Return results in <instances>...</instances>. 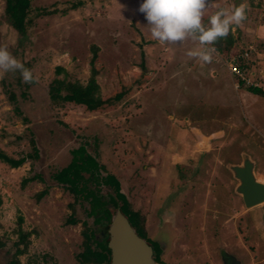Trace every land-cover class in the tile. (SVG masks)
Wrapping results in <instances>:
<instances>
[{
    "label": "rangeland",
    "instance_id": "rangeland-1",
    "mask_svg": "<svg viewBox=\"0 0 264 264\" xmlns=\"http://www.w3.org/2000/svg\"><path fill=\"white\" fill-rule=\"evenodd\" d=\"M76 1L30 0V15L37 7ZM79 1L65 13L34 16L19 42L0 0V149L13 158L26 155L17 167L0 160V264L13 259L18 214L21 229L30 231L18 264H81L75 254L82 249L83 221L99 237L87 212L98 195L80 176L93 165L101 175H115L130 206L145 215L147 236L161 242L165 264H223L225 254L241 264H264V201L245 208L238 181L224 166L244 152L257 159L251 164L263 179V96L245 103L227 86L224 54L217 57L200 42L193 52L202 50L210 63L190 68L184 60L192 46L174 47L188 35L181 25L193 22L207 36L225 26L236 36L232 50L259 48L262 40L248 33L250 24L264 21V0H158L165 10L148 0ZM92 44L100 96H122L92 111L52 103L53 77L86 81ZM57 65L66 72L56 73ZM195 127L213 137L205 150ZM31 138L36 157L27 156ZM35 173L40 180L21 184ZM99 187L107 199L110 187ZM70 216L77 222L67 223Z\"/></svg>",
    "mask_w": 264,
    "mask_h": 264
},
{
    "label": "trees",
    "instance_id": "trees-1",
    "mask_svg": "<svg viewBox=\"0 0 264 264\" xmlns=\"http://www.w3.org/2000/svg\"><path fill=\"white\" fill-rule=\"evenodd\" d=\"M157 7L163 9L158 0H149ZM81 1H76L71 3L68 7L57 8H47V7H37L33 15H30L31 5L30 0H4L3 12L7 23L15 30L18 35L19 42H22L27 36V28L33 23V17L38 15L50 14L54 12L65 13L69 9L78 7ZM165 10V9H163ZM187 28L191 31H196L195 26L189 23H184ZM210 43L213 48L219 52H228L231 44L233 43V36L229 29L225 26L221 28L220 31L212 33L210 35ZM98 50L97 45L92 44L91 46V58L89 60V75L84 83L79 80H68L66 76L53 77L48 85V97L49 100L54 104H61L63 102H71L74 104H81L86 110L92 111L102 108L106 104H111L113 101L119 99L123 91H116L111 96L102 98L100 96L99 85L96 81V75L98 69L94 64L96 58V52ZM25 70V68H24ZM55 72H66L62 66H55ZM27 74V71L25 70ZM249 91L257 93L264 96V91L257 87L246 86ZM12 97V95H10ZM30 144L33 148V153L27 154L30 157L37 156V149L34 145V141L31 138ZM76 150H72L71 153L74 157ZM26 158V155H22L18 158H13L7 155L0 149V160L6 162L10 167L19 166ZM86 176L80 175L84 181L90 182L94 185L95 192L97 193V199L92 202L91 208L87 210L90 215H92V221L97 224L96 230L98 232V238H95L93 229L85 225L83 221L84 228L81 231L82 238V249L75 254V259L79 263H92V264H108L110 259V250L107 247V226L110 220L111 214L115 209H119L127 218L128 222L135 229L136 233L146 239V241L151 245L153 258L163 263L160 257L161 247L159 243L147 236L145 228V215L139 210L134 209L130 206L125 194L120 190V183L117 177L111 173H106L101 175L98 171V167L93 165L89 168ZM34 179H41L39 173H35L30 176L23 177L22 185L26 182ZM100 185H108L110 191L106 193L107 199H102V194L100 192ZM67 189L70 190L73 195L77 198V193L73 185H68ZM46 193V188L41 189L35 193L37 200L41 198L42 195ZM100 193V194H98ZM1 203V197H0ZM71 208L72 205L70 206ZM22 222L21 214L17 215V240L13 242L15 245V251L13 253V259H11L8 264H18L16 256L25 251L28 244V235L30 231H24L21 229L20 224ZM67 223H76L77 219L70 216L66 219ZM21 244V245H20ZM2 242L0 241V246ZM21 246V247H20Z\"/></svg>",
    "mask_w": 264,
    "mask_h": 264
},
{
    "label": "water",
    "instance_id": "water-1",
    "mask_svg": "<svg viewBox=\"0 0 264 264\" xmlns=\"http://www.w3.org/2000/svg\"><path fill=\"white\" fill-rule=\"evenodd\" d=\"M251 163L244 160L240 165H229L238 180L235 191L241 195L245 207L264 201V183L257 181ZM106 230L110 250L108 264H163L153 258L151 245L136 233L119 209L111 214ZM230 260V263L223 260V264H241L234 256H230Z\"/></svg>",
    "mask_w": 264,
    "mask_h": 264
},
{
    "label": "crops",
    "instance_id": "crops-1",
    "mask_svg": "<svg viewBox=\"0 0 264 264\" xmlns=\"http://www.w3.org/2000/svg\"><path fill=\"white\" fill-rule=\"evenodd\" d=\"M149 1V0H148ZM215 0H211V3L214 2ZM169 5H172L170 4V2L168 3ZM156 6V5H155ZM158 9V7L156 6L155 9ZM156 9V10H157ZM213 16H215V14L213 13ZM224 18L227 19V17L224 16ZM229 22L228 24L230 25L231 21H230V18L228 19ZM226 21H223V24H225ZM189 24H192L195 26V29L196 31H191L189 28H187V26L184 25V23L181 25L183 27V29L188 33L187 34H181V36L179 37V40H177L176 42V45L174 46L175 47V51L177 50V47L179 46H183L184 47H187V46H192V50H190L187 55L185 56V60L187 63V67H190V68H194V67H197V66H200L201 63H206L209 65L210 62H208L209 60H206L204 57V52H202V50H198V55H195V52H193V50L196 48V46H200V42L202 43L201 44V49H203V45L205 47H211L213 48V45L210 43V35H212V33L214 32H217V31H213L211 33H207L209 34L208 36L205 35V34H202L196 27V24H194L193 22H189ZM250 27V33H248L250 36L252 37H256L258 39H261L262 40V45L257 48V45L255 46L256 47V50L255 52L252 53V62H253V68L255 71H260L263 73L264 75V33H263V29L264 28V21L262 23H256V22H253L252 24L249 25ZM183 29H180L181 31H183ZM220 31V30H219ZM195 33V34H194ZM168 34V33H167ZM232 34V33H231ZM194 37L193 38H191ZM233 36V43L231 44L230 46V49L228 52H219L217 50H215L213 48V50L217 53H215L217 55V57H219L220 55H223L224 56L222 58H220V62L223 63V65L225 66L226 68V71H227V74H228V80H227V86L229 85V83L232 84V90L235 91L237 93V91L239 92V94L241 95V98L243 99V101L245 103H248L249 101H253L254 99H259L261 96L263 95H259L257 93H253L251 91L248 90V88L246 86H239V87H234V78L233 76L230 74V72L228 71L226 65H225V59L227 58V56L232 53V52H235V50H232L233 46H234V42L237 41L235 40L234 38H236V36L232 35ZM188 38H191V39H188ZM193 39V40H192ZM198 39V40H197ZM171 40V38H170ZM196 40V41H195ZM258 43V42H257ZM180 44V45H179ZM260 44V43H259ZM186 45V46H185ZM201 54V55H200ZM214 67V65H213ZM216 68V67H215ZM216 71H217V68L216 69H212L211 71V75H209V78H211L212 80L216 77ZM199 70H197L196 72V76L200 73H198ZM198 73V74H197ZM198 77V76H197ZM215 92H218L219 90L216 88V90H214ZM215 92L213 94H215ZM238 94V93H237ZM238 94V95H239ZM264 99V96L262 97ZM255 101V100H254ZM250 103V102H249ZM251 110V109H250ZM215 117V116H214ZM228 115H227V118L224 119V120H227L228 119ZM261 129L259 132H258V135L261 139L264 140V123L261 124ZM199 129H194V135H195V139L197 140V143H198V147L200 149H207V147H210V143L212 142L213 140V137H211L210 135H205V134H202L201 132L198 131ZM251 135H248L247 137H249ZM246 137V136H245ZM249 141L250 143L252 144L254 141H256L255 139H253L252 137L249 138ZM238 156V159L237 160H225L226 162L224 163V166L230 171L231 173V176L236 180L238 181L234 175H233V172L232 170L229 168V165H240L244 160H248L250 162H254L256 163V160L257 159H251L250 156L251 155H248L247 153H244V152H241L239 154H237ZM253 170V173L256 177V179L259 178V176H257V173H256V164L254 165V168H252ZM262 175V174H261ZM264 176V174L262 175ZM238 195L241 197V195L238 193ZM242 200V198H241ZM243 203V201H242ZM244 205V204H243ZM257 205V204H256ZM255 206V205H254ZM248 209V207H245ZM160 247H161V250H162V246H161V242L156 240Z\"/></svg>",
    "mask_w": 264,
    "mask_h": 264
},
{
    "label": "built area",
    "instance_id": "built-area-1",
    "mask_svg": "<svg viewBox=\"0 0 264 264\" xmlns=\"http://www.w3.org/2000/svg\"><path fill=\"white\" fill-rule=\"evenodd\" d=\"M158 3L162 7L163 3L161 1H158ZM170 14L174 18L176 17L173 11ZM253 52H255V47L248 44L244 49L230 53L225 59V65L234 78V87L251 86L264 91V75L253 68L251 59Z\"/></svg>",
    "mask_w": 264,
    "mask_h": 264
},
{
    "label": "flooded vegetation",
    "instance_id": "flooded-vegetation-1",
    "mask_svg": "<svg viewBox=\"0 0 264 264\" xmlns=\"http://www.w3.org/2000/svg\"><path fill=\"white\" fill-rule=\"evenodd\" d=\"M223 260H226L227 263H230V262H231L230 257H228L227 254H225V255L223 256L222 261H223Z\"/></svg>",
    "mask_w": 264,
    "mask_h": 264
},
{
    "label": "bare ground",
    "instance_id": "bare-ground-1",
    "mask_svg": "<svg viewBox=\"0 0 264 264\" xmlns=\"http://www.w3.org/2000/svg\"><path fill=\"white\" fill-rule=\"evenodd\" d=\"M257 181L264 183V177H263V179L258 178Z\"/></svg>",
    "mask_w": 264,
    "mask_h": 264
}]
</instances>
